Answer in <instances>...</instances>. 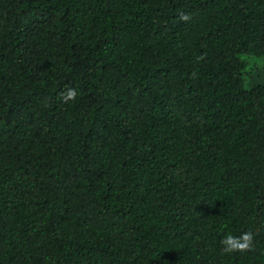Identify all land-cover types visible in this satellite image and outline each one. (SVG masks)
I'll return each mask as SVG.
<instances>
[{
	"label": "trees",
	"instance_id": "1",
	"mask_svg": "<svg viewBox=\"0 0 264 264\" xmlns=\"http://www.w3.org/2000/svg\"><path fill=\"white\" fill-rule=\"evenodd\" d=\"M0 264H264V0H0Z\"/></svg>",
	"mask_w": 264,
	"mask_h": 264
},
{
	"label": "clouds",
	"instance_id": "2",
	"mask_svg": "<svg viewBox=\"0 0 264 264\" xmlns=\"http://www.w3.org/2000/svg\"><path fill=\"white\" fill-rule=\"evenodd\" d=\"M187 19V17H184ZM62 99L64 102L74 100L77 96L75 89H68L65 93H62ZM257 232L251 228L235 234H225L221 239L222 254H233V253H246L254 251L256 248L255 239Z\"/></svg>",
	"mask_w": 264,
	"mask_h": 264
},
{
	"label": "rangeland",
	"instance_id": "3",
	"mask_svg": "<svg viewBox=\"0 0 264 264\" xmlns=\"http://www.w3.org/2000/svg\"><path fill=\"white\" fill-rule=\"evenodd\" d=\"M261 75V74H260Z\"/></svg>",
	"mask_w": 264,
	"mask_h": 264
}]
</instances>
